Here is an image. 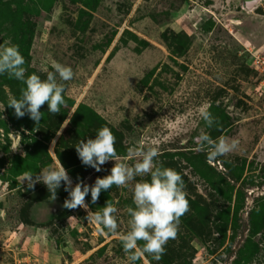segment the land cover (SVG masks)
I'll list each match as a JSON object with an SVG mask.
<instances>
[{
  "label": "rangeland",
  "instance_id": "1",
  "mask_svg": "<svg viewBox=\"0 0 264 264\" xmlns=\"http://www.w3.org/2000/svg\"><path fill=\"white\" fill-rule=\"evenodd\" d=\"M5 42L19 48L26 78L46 80L57 63L74 76H57L65 103L58 115L42 106L37 126L8 107L25 84L0 75V264H128L127 208L150 175L113 185L95 204L86 197L92 212L108 201L117 209L115 235L88 223L84 209L63 207V182L53 201L45 185L23 181L61 165L73 187L109 175L114 161L96 172L75 150L102 127L118 163L139 159L126 158L129 148L155 147L154 163L180 174L187 193L189 211L162 259L136 264H264V88L254 65L264 57V0H0ZM202 131L238 148L209 160L195 150Z\"/></svg>",
  "mask_w": 264,
  "mask_h": 264
},
{
  "label": "clouds",
  "instance_id": "2",
  "mask_svg": "<svg viewBox=\"0 0 264 264\" xmlns=\"http://www.w3.org/2000/svg\"><path fill=\"white\" fill-rule=\"evenodd\" d=\"M24 63V57L17 46L10 45V42L0 45V75L7 74L9 78L22 81L26 86L21 90L19 99H10L8 107L15 110L14 114L18 119L27 115L38 126L43 119V113L40 111L42 106L47 104L48 112L58 115L60 107L65 103L64 84L57 82V76L60 81L66 82L73 79L74 73L71 67L57 63L53 65L54 71L47 73L46 80H41L36 74L26 78ZM201 116L208 127L216 123L208 111L202 109ZM194 143L197 145L196 151H207L209 160L227 155L239 145L237 140L229 142V139L223 136L213 140L203 131L194 138ZM75 150L82 165L95 169L96 172H100L102 166L109 161H114L115 165L109 175L97 177L93 185H87L77 178L79 182L74 187L71 177L62 165L58 169L52 167L42 169L35 175L25 172L23 181H27V188L34 190L36 184H43L47 187L50 198L55 201L57 190L61 188L63 182L64 191L68 193L63 207L67 210L84 209L88 213L86 217L88 223L102 226L101 231L107 229L108 233L115 235L118 222L114 213L117 209L108 201L101 210L92 212L86 203V197L90 194L91 202L95 204L101 193L108 191L113 185L127 187L135 177L150 175V181L137 182L134 185L135 207L127 208L130 217L129 231L121 235L120 239L128 264H136L145 255L151 256L157 262L160 261L165 254L168 241L176 238L181 217L189 211L181 175L171 168L154 163L159 155L155 147L147 150L142 147L129 148L126 158L139 159L133 166L118 163L121 157L117 155L115 137L108 127L98 129L95 139L89 138L87 142L80 140ZM73 218L69 217V220ZM141 241L142 246L139 244Z\"/></svg>",
  "mask_w": 264,
  "mask_h": 264
},
{
  "label": "built area",
  "instance_id": "3",
  "mask_svg": "<svg viewBox=\"0 0 264 264\" xmlns=\"http://www.w3.org/2000/svg\"><path fill=\"white\" fill-rule=\"evenodd\" d=\"M254 65H257L259 68V72L261 73L263 79L260 82L262 87L264 88V57L255 55Z\"/></svg>",
  "mask_w": 264,
  "mask_h": 264
}]
</instances>
